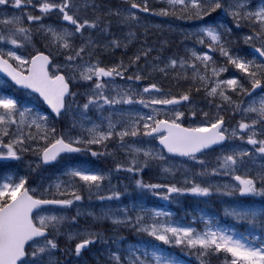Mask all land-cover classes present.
<instances>
[{"label":"snow or ice","instance_id":"6c2138e0","mask_svg":"<svg viewBox=\"0 0 264 264\" xmlns=\"http://www.w3.org/2000/svg\"><path fill=\"white\" fill-rule=\"evenodd\" d=\"M120 3L0 0V162L22 169L0 173V264H264V0ZM153 29L192 44L162 59ZM148 195L217 200L222 216L177 222Z\"/></svg>","mask_w":264,"mask_h":264},{"label":"rangeland","instance_id":"374dc122","mask_svg":"<svg viewBox=\"0 0 264 264\" xmlns=\"http://www.w3.org/2000/svg\"><path fill=\"white\" fill-rule=\"evenodd\" d=\"M112 6L113 7H126V5H123L120 3V0H112ZM158 6V5H157ZM115 19V18H113ZM152 22L155 23H159L160 19L159 18H153ZM179 23V22H176ZM167 27V25H165V28ZM142 31V29L140 30ZM117 35H121V33H117ZM167 40L168 44L165 45L163 47V51L161 53H159L162 57V59L171 57V56H179L180 52H184L185 50V46H191V44H187V43H192L191 40H184L183 36L179 33V32H168L165 31L164 35H160L159 32H157L155 29L151 30L150 34H149V43L154 47V48H160L161 47V42ZM175 40L180 41V44L177 45L175 47L172 48V46H170V44L172 42H174ZM241 41V45L243 47H237L239 48L242 52H245V48H244V44ZM36 47L37 48H41L43 50V42L41 41V39L37 36L36 37ZM247 47V46H245ZM137 49V45H132L130 46L129 50H128V55H132L133 53H135ZM163 52H169V54H171L170 56H166V55H162ZM122 52L121 50H118L115 54H112L111 56H104L101 57L105 63H108L111 60H118L121 56ZM156 53H154L155 55ZM127 58V57H125ZM232 70L230 69L229 73H227L226 75L231 76ZM156 80H160V77L157 75L154 77ZM168 84H166V86H170L171 84H173V82L171 80H167ZM147 83L149 81H146ZM118 83H124L123 81H118ZM173 90L178 91V89L176 87H173ZM198 103L201 104V106H204V101H203V96L202 94H200L197 98ZM205 110H208L207 107H205ZM146 111V110H145ZM93 118L95 119L96 116L95 114H93ZM226 119L230 120V122L234 125L235 124V119H232L230 117L226 116ZM58 128H64L65 127V123H61L57 125ZM121 158L123 157V154L120 153L118 154ZM78 160H87L90 166L93 167H100L102 164L105 165V169H110L113 167V162L112 159L110 157H103V159H95V161H93V158L91 157H78ZM179 158H177L178 160ZM209 161H214V155L209 156L208 157ZM99 162H101L102 164H100ZM5 164L7 165L5 168H2V165ZM96 164V165H95ZM0 173H4V172H17V171H22V169H19L16 165L10 163V162H0ZM45 177H51V179H55V177L57 175H59V171L57 169H52L50 172L45 173L44 174ZM145 180H149L150 178H155V173L154 172H150L146 170V174H145ZM177 178L179 179V174L177 176ZM125 183H127V181H124ZM113 183H116V179L114 178ZM131 190V189H130ZM135 195V194H134ZM125 203H130V200L126 199ZM144 203L146 204V206L148 207H154V206H161L163 207L165 210L171 211L174 213V216L172 217L173 220L177 221V222H182V223H189L192 216L189 215V213L191 214H195L198 215L200 210H204L207 214L209 215H216V216H222L221 213V205L219 203V201L217 200H213L210 205L205 206L204 204L198 203L195 199L193 198H183L179 204H167L166 202L163 201H157L156 198L151 197L150 195L145 196L144 197ZM86 208L88 207H92L93 210L98 211V205L99 202L93 200L91 202V205L88 204V202H85ZM225 223V221H222ZM91 218L89 217H81V226L83 227V224L87 225V224H91ZM227 223H231V221H227ZM198 228H202L203 225L202 224H197L196 225ZM105 227H108V225H105ZM240 231H244V228L242 226H238ZM241 228V229H240ZM122 235L126 236L127 239L131 242H136L139 239H147V237H141L138 236L136 233L134 232H130L128 230H122ZM61 245L64 246V241L63 239H61ZM172 251H175L178 255L181 254L179 249H172ZM103 249L102 247H97L96 249H94L93 253L90 254L88 257H86V259H88L90 262L95 261L97 258H99L101 260V262L103 261ZM184 258L186 260H188L190 262V264H199V261L197 260V258L194 255L188 256L185 255ZM61 259H66V257H61ZM211 264H221V262L219 260H217L216 258H212L211 259Z\"/></svg>","mask_w":264,"mask_h":264},{"label":"bare ground","instance_id":"6f19581e","mask_svg":"<svg viewBox=\"0 0 264 264\" xmlns=\"http://www.w3.org/2000/svg\"><path fill=\"white\" fill-rule=\"evenodd\" d=\"M228 22L230 23V21H228ZM242 31H243V32H247V29H243ZM233 39H238V37H237L236 34L233 35ZM176 44L179 45V44H180V41L175 40L174 42H172V43L170 44V46H172V48H173V47L176 46ZM187 44H192V43H187ZM241 44H242L241 41H239V43L236 45V47H243ZM245 46H246V45H245ZM245 46H244V48L246 49V50H245V53H246L247 51H249V49H248L247 47H245ZM184 53H185V50H184V52H183V51L180 52V55H179V56L184 55ZM162 55L170 56L171 54H169V52H163ZM143 83H147V82L144 81ZM83 226H85V224H83Z\"/></svg>","mask_w":264,"mask_h":264},{"label":"trees","instance_id":"16d2710c","mask_svg":"<svg viewBox=\"0 0 264 264\" xmlns=\"http://www.w3.org/2000/svg\"><path fill=\"white\" fill-rule=\"evenodd\" d=\"M159 81V80H158ZM163 84H164V86L165 87H167L166 86V84H168V81L167 80H165V81H161ZM181 86H183V82H182V85ZM174 92L176 91V90H173ZM123 232H121V234H122Z\"/></svg>","mask_w":264,"mask_h":264},{"label":"water","instance_id":"95a60500","mask_svg":"<svg viewBox=\"0 0 264 264\" xmlns=\"http://www.w3.org/2000/svg\"><path fill=\"white\" fill-rule=\"evenodd\" d=\"M1 76H3V74H0Z\"/></svg>","mask_w":264,"mask_h":264}]
</instances>
